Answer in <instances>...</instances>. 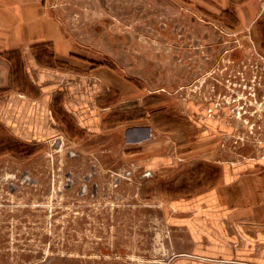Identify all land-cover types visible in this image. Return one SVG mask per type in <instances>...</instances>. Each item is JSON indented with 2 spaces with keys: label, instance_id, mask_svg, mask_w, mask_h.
Instances as JSON below:
<instances>
[{
  "label": "rangeland",
  "instance_id": "rangeland-1",
  "mask_svg": "<svg viewBox=\"0 0 264 264\" xmlns=\"http://www.w3.org/2000/svg\"><path fill=\"white\" fill-rule=\"evenodd\" d=\"M0 38V264H176L191 200L263 168L264 0H0ZM89 64L134 94L63 93Z\"/></svg>",
  "mask_w": 264,
  "mask_h": 264
},
{
  "label": "crops",
  "instance_id": "crops-1",
  "mask_svg": "<svg viewBox=\"0 0 264 264\" xmlns=\"http://www.w3.org/2000/svg\"><path fill=\"white\" fill-rule=\"evenodd\" d=\"M19 34L20 40L26 39L23 30ZM8 42L10 44L9 39ZM2 43L0 38V46ZM59 48L56 49V55L65 56L64 49ZM85 70V73L70 72L71 83L63 85L62 92H69L68 95L78 103L96 102L99 97L108 96L111 90L127 98L134 94L130 82L111 68L89 64ZM78 107L80 115L76 118L81 125L98 126L100 113L89 115L87 105ZM50 119L54 120V117ZM135 133L142 136L146 131L137 128ZM238 164L242 165L241 162L232 165ZM260 164L263 168L256 171L252 163L243 164L238 169L245 173L234 180H231L230 174L223 175L215 188L196 199L199 204L191 200V206L187 209L191 219L185 223L189 225L194 240L193 248L196 249L182 254L185 258L176 264H264V163ZM220 218L223 221L232 218L235 228L233 234ZM198 219L204 222L203 225L196 222ZM214 233L217 238L212 239ZM200 244L205 246L197 249Z\"/></svg>",
  "mask_w": 264,
  "mask_h": 264
},
{
  "label": "flooded vegetation",
  "instance_id": "flooded-vegetation-1",
  "mask_svg": "<svg viewBox=\"0 0 264 264\" xmlns=\"http://www.w3.org/2000/svg\"><path fill=\"white\" fill-rule=\"evenodd\" d=\"M220 119H222L223 120V118H220ZM234 122V121H233ZM222 123H224V121L222 122ZM239 127V126H238ZM236 128V127H235Z\"/></svg>",
  "mask_w": 264,
  "mask_h": 264
}]
</instances>
